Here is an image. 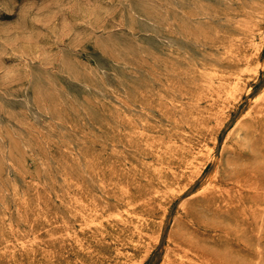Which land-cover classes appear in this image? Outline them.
Listing matches in <instances>:
<instances>
[{
  "label": "rangeland",
  "instance_id": "1",
  "mask_svg": "<svg viewBox=\"0 0 264 264\" xmlns=\"http://www.w3.org/2000/svg\"><path fill=\"white\" fill-rule=\"evenodd\" d=\"M29 263L264 264V0H0V264Z\"/></svg>",
  "mask_w": 264,
  "mask_h": 264
},
{
  "label": "bare ground",
  "instance_id": "2",
  "mask_svg": "<svg viewBox=\"0 0 264 264\" xmlns=\"http://www.w3.org/2000/svg\"><path fill=\"white\" fill-rule=\"evenodd\" d=\"M179 104V103H178ZM224 106V105H223ZM208 129V128H207ZM152 135V134H151ZM123 166V165H122ZM116 185V184H115ZM48 235V234H47ZM44 239V238H43ZM123 256V255H122ZM126 258V257H125ZM30 264V263H29Z\"/></svg>",
  "mask_w": 264,
  "mask_h": 264
}]
</instances>
